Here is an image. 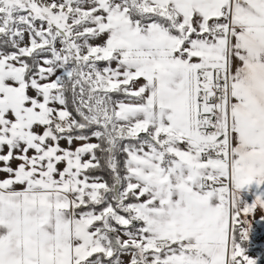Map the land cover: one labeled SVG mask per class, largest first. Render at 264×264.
Segmentation results:
<instances>
[{
  "label": "snow or ice",
  "instance_id": "snow-or-ice-1",
  "mask_svg": "<svg viewBox=\"0 0 264 264\" xmlns=\"http://www.w3.org/2000/svg\"><path fill=\"white\" fill-rule=\"evenodd\" d=\"M0 264H264V0H0Z\"/></svg>",
  "mask_w": 264,
  "mask_h": 264
}]
</instances>
